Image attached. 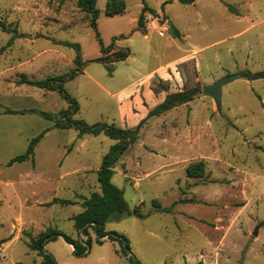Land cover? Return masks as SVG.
<instances>
[{"label": "rangeland", "instance_id": "374dc122", "mask_svg": "<svg viewBox=\"0 0 264 264\" xmlns=\"http://www.w3.org/2000/svg\"><path fill=\"white\" fill-rule=\"evenodd\" d=\"M106 3L96 0L103 46L112 44L110 53L129 50L124 61L110 64L95 61L106 55L75 0H0V111L31 106L54 114L66 107L56 92H13L22 72L40 80L74 67V50L55 41L80 48L82 75L64 87L79 104L73 118L87 124L134 128L167 93L198 92L148 118L114 166L111 184L130 210L139 206L146 214L112 215L105 224L107 233L125 237L129 250L121 239L97 244L91 230L84 255H74L61 237L44 250L56 264H131L130 257L140 264H264V79H227L264 71V0H124L123 12L112 17ZM143 6L153 12H145V35L136 29ZM220 80L226 81L216 106L202 89ZM52 126L29 113L0 115V180L10 179L9 185L0 181V264L39 263L25 232L36 238L53 228L80 238L73 218L100 190L96 173L114 141ZM46 130L33 164L7 165ZM199 161L205 177H187L186 167ZM53 198L73 204L43 206ZM153 200L171 212H156Z\"/></svg>", "mask_w": 264, "mask_h": 264}, {"label": "trees", "instance_id": "16d2710c", "mask_svg": "<svg viewBox=\"0 0 264 264\" xmlns=\"http://www.w3.org/2000/svg\"><path fill=\"white\" fill-rule=\"evenodd\" d=\"M181 4H191L195 0H178ZM76 7L90 16V27L94 32L96 42L98 43L101 54L106 55L105 58H98L95 61L101 63L110 64L112 62L124 61L129 56V50L127 48H121L110 53L112 44L107 47L103 46L102 40L97 31L96 20L98 18V10L96 9V0H75ZM229 12L234 13L232 6L226 5ZM125 8L124 0H107L105 15L112 17L123 12ZM152 12L148 7L143 6L137 21V31L141 34H146L145 26V12ZM6 30V28H3ZM168 31L170 35L179 39L180 35L178 30L172 25L168 24ZM123 36H120L122 38ZM116 38H112L114 42ZM54 44L62 45L74 50L73 64L74 67L67 73L52 77H45L40 80H32L27 78L24 74H19L18 84H24L30 87L38 89H44L46 91L56 92L58 96L65 102L66 107L60 109L58 112L51 114L49 112L40 111L38 114L44 119L53 122L52 129H74L79 137L83 135L98 136L100 134L113 140V145L110 146L101 160V165L96 173L97 182L99 184V192L92 193L88 198H85L81 203L82 211L74 216V227L80 233V238L72 239L69 236L53 229L47 228L44 232L40 233L36 238L26 233L28 237L27 247L31 251H35L37 256L41 258L39 264H56L54 258L44 250V244L47 241L55 240L61 237L67 244L73 247L74 255H84L88 252V248L91 244V238L89 230L96 236L95 242L102 244L104 240H119L121 239L124 247L129 250L127 240L121 234L114 232L107 233L105 231V224L112 215L117 218H124L128 216H135L137 218H145L146 214L140 211V207L137 206L133 210H130L125 199L124 193L121 189L111 184L110 180L114 173V166L121 159V157L129 150V148L136 142L139 130L145 121L154 116H158L172 108L179 105L186 104L193 100L194 96L198 92L196 87L178 91L174 93H167L163 100L149 109L146 116L141 119L134 128H119L114 125H109L105 122H97L95 124H87L83 120L74 119L73 116L79 111V104L75 97L71 96L65 89L64 85L75 79L82 74V68L85 62L81 59V52L78 44L71 42L55 41ZM110 53V54H109ZM107 55H110L107 56ZM234 78H243L249 81L264 79V71L258 73H250L247 71H240L227 77L228 80ZM7 114L16 113H30L31 110H4ZM47 132L44 131L38 136L32 138L25 152L21 155L11 158L7 165H12L15 162L31 161L33 164L34 149L43 135ZM186 176L191 179H203L205 177L204 164L202 161L191 163L186 167ZM186 202L185 200H180ZM71 200L53 198L50 202L43 204L45 207L52 205L69 206L72 205ZM140 205H143L141 203ZM152 207L159 213H170L171 208L161 207L157 200L152 201ZM2 241L0 242V244ZM125 253V252H123ZM131 264H140L136 259L129 258ZM197 264H202L198 262Z\"/></svg>", "mask_w": 264, "mask_h": 264}, {"label": "crops", "instance_id": "0c3cea01", "mask_svg": "<svg viewBox=\"0 0 264 264\" xmlns=\"http://www.w3.org/2000/svg\"><path fill=\"white\" fill-rule=\"evenodd\" d=\"M22 73H24V74H26V75H30V73H27V72H22ZM82 75V74H81ZM26 87H29L30 88V86H27V85H23V84H20L19 86L18 85H16V86H14V88H13V92L14 91H21V90H23V89H27ZM6 109H9V110H31V112L29 113V114H31V115H33V116H39V117H41L39 114H38V112H40L41 110H37L36 109V107H29V106H27L26 108H17V109H13V108H9V107H3L2 109H1V111H0V115H1V117H3V118H6V117H8V115H12V114H7V113H5L4 112V110H6ZM25 115V114H24ZM43 118V117H42ZM44 119V118H43ZM46 120V119H45ZM46 134H48V133H46ZM1 181V180H0ZM1 183L2 184H4V185H9L10 184V179H6V180H3V181H1ZM41 204H43V203H41ZM45 204V203H44ZM29 249V248H28ZM38 259H39V262L41 261V258L40 257H38ZM38 263V262H37ZM39 264V263H38Z\"/></svg>", "mask_w": 264, "mask_h": 264}, {"label": "water", "instance_id": "95a60500", "mask_svg": "<svg viewBox=\"0 0 264 264\" xmlns=\"http://www.w3.org/2000/svg\"><path fill=\"white\" fill-rule=\"evenodd\" d=\"M225 81L226 80L217 81L211 86H204L202 89L203 94L210 97L214 101L216 106H219L220 104V86Z\"/></svg>", "mask_w": 264, "mask_h": 264}]
</instances>
